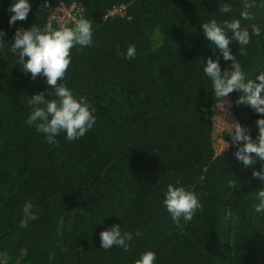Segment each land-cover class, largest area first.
Here are the masks:
<instances>
[{
  "label": "trees",
  "instance_id": "trees-1",
  "mask_svg": "<svg viewBox=\"0 0 264 264\" xmlns=\"http://www.w3.org/2000/svg\"><path fill=\"white\" fill-rule=\"evenodd\" d=\"M30 2L28 18L9 26L11 0H0L7 32L0 49V264H134L145 250L156 252L155 264H264V214L254 211L264 181L252 175L261 162L245 168L235 147L216 151L213 108L221 100L203 73L216 54L201 28L212 17L239 18L245 2L254 19L242 26L264 28L262 0ZM224 2L233 10L221 16ZM72 5L92 22L93 43L73 47L63 82L88 98L96 124L78 141L61 133L55 147L24 123L30 96L51 86L23 73L9 49L16 28L58 27L54 13ZM120 6L125 15L108 14ZM129 45L136 46L132 60ZM230 48L249 77L264 71V37L253 36L244 55L237 42ZM240 94H229L233 110L255 139L258 115L236 105ZM169 184L198 195L202 208L191 221L177 225L165 209ZM29 199L38 219L21 228ZM114 224L140 233L128 251L101 248L99 233Z\"/></svg>",
  "mask_w": 264,
  "mask_h": 264
},
{
  "label": "clouds",
  "instance_id": "clouds-1",
  "mask_svg": "<svg viewBox=\"0 0 264 264\" xmlns=\"http://www.w3.org/2000/svg\"><path fill=\"white\" fill-rule=\"evenodd\" d=\"M41 7H47V0ZM252 7V3L245 2L239 18L218 20L212 17L201 24L208 46L216 54L215 59L212 56L206 58L203 73L211 82L214 99L222 100L224 109L226 98L235 91L241 93L235 101L236 105H247L258 115L255 139L249 127L242 125L239 120L229 123V128L220 130L227 132L230 141L227 148L231 145L237 149L234 155L245 168L256 164L258 158L261 168L254 170L252 175L264 181V71H258L255 78L249 77L230 48V44L235 41L239 44L240 54L244 55L246 52L243 50L252 42L253 36L264 37V28L261 26L252 24L251 32L247 26H242V21L254 19ZM31 10L30 0H11L7 9L11 14L9 26L26 20ZM232 10L228 2L219 4L217 9L221 16L231 14ZM6 36L7 32L0 29V49H3ZM13 40L9 51L18 57L16 64L21 66L22 72L30 74L33 80L38 76L43 77L51 86L50 90L30 96L27 101L30 113L24 123L29 127L34 126L36 132L44 134L46 142L55 147H59L57 137L61 133L65 134L68 141H78L96 124L95 108L86 96L75 94L63 81L71 63L70 52L73 47H89L93 43L92 22L81 15L72 26L60 24L57 27L49 21L42 27L36 24L31 28L18 27ZM136 55V46L129 45L126 59L132 60ZM220 57L230 62V66L222 69ZM255 199V213L264 214V188L258 189ZM163 205L177 225L182 219L185 223L191 221L197 210L202 208L195 192L174 184L167 186ZM34 209L31 199L23 204L19 221L21 228H27L31 221L38 219ZM134 235L138 237L140 233L122 231L120 224H114L99 233L100 246L104 250L115 246L128 251ZM156 258L155 251L145 250L134 260V264H155Z\"/></svg>",
  "mask_w": 264,
  "mask_h": 264
},
{
  "label": "built area",
  "instance_id": "built-area-1",
  "mask_svg": "<svg viewBox=\"0 0 264 264\" xmlns=\"http://www.w3.org/2000/svg\"><path fill=\"white\" fill-rule=\"evenodd\" d=\"M82 8L81 7H76L75 5H72L68 8H62L58 10V13H54L53 15V19H55L59 24H64L67 25L71 22H73L75 19H78L82 14ZM109 15H114V14H119V15H125L126 14V7L125 6H120V7H114L112 10L109 11L108 13ZM230 99V97L226 98ZM231 100V99H230ZM217 105L220 107L215 106L213 108L214 110V128L216 129L217 127H220L221 129H227L230 127L229 123H233L234 121H236L235 118V114L233 112V106L231 105L230 107H228V103H225V109H224V102L221 100L220 102L217 103ZM229 109V111L227 110ZM230 112V113H227ZM220 113L222 116H228L229 119L228 121H223L222 118H220L219 123L217 121V119L219 118V114ZM216 122V125H215ZM214 129V130H215ZM221 132H226V131H221ZM222 133V134H223ZM214 134V132H213ZM217 153H220L221 151H218V149H216Z\"/></svg>",
  "mask_w": 264,
  "mask_h": 264
},
{
  "label": "rangeland",
  "instance_id": "rangeland-1",
  "mask_svg": "<svg viewBox=\"0 0 264 264\" xmlns=\"http://www.w3.org/2000/svg\"><path fill=\"white\" fill-rule=\"evenodd\" d=\"M228 97H230V96H228ZM230 99H227V101H226L229 104L228 107H230L231 105L233 106V101ZM227 110L229 111V109H227ZM233 112H234V110H233ZM227 113H230V112H227ZM218 114H219V118L217 119L218 123H219L220 118H222L223 121H228V119H229L228 116H222L220 113H218ZM235 118H236V115H235ZM215 125H216V122H215ZM220 129H221L220 127H217L214 130L213 136L215 139V148L218 149V151H221L220 153H222V152L229 149V147L227 148V145L229 142L224 139L223 134H222L223 132H221Z\"/></svg>",
  "mask_w": 264,
  "mask_h": 264
}]
</instances>
